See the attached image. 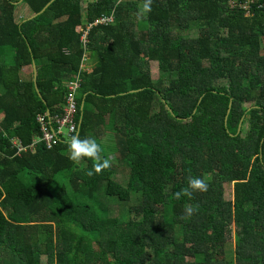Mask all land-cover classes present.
<instances>
[{
	"label": "trees",
	"instance_id": "1",
	"mask_svg": "<svg viewBox=\"0 0 264 264\" xmlns=\"http://www.w3.org/2000/svg\"><path fill=\"white\" fill-rule=\"evenodd\" d=\"M232 1L151 0L140 17L143 0H0V264H264V8ZM84 55L74 134L110 160L91 176L69 137L36 140ZM189 174L207 189L175 199ZM116 201L135 204L120 218Z\"/></svg>",
	"mask_w": 264,
	"mask_h": 264
},
{
	"label": "built area",
	"instance_id": "2",
	"mask_svg": "<svg viewBox=\"0 0 264 264\" xmlns=\"http://www.w3.org/2000/svg\"><path fill=\"white\" fill-rule=\"evenodd\" d=\"M232 6L240 7L244 9L246 12V16L253 14L251 9L253 7L264 8V3L262 0H240L232 1ZM114 17H103L96 24H108L112 23ZM93 24L90 25L89 29L92 27ZM86 38H87V31H85L82 35V42L86 47ZM87 57L84 55L82 60V65L79 68V71L74 76L72 80L67 83V93L65 95V105L64 110L60 114H55L54 116L48 112L49 119H47V115H40L39 120L42 123V130L43 136L37 141H45L48 147H53L55 143L61 140L62 137H70L74 133H77L79 128V123L77 122V94L78 90L80 89L83 74L90 70V66L86 64ZM14 144L19 149V154L28 151V147H25L19 139L14 140Z\"/></svg>",
	"mask_w": 264,
	"mask_h": 264
},
{
	"label": "clouds",
	"instance_id": "3",
	"mask_svg": "<svg viewBox=\"0 0 264 264\" xmlns=\"http://www.w3.org/2000/svg\"><path fill=\"white\" fill-rule=\"evenodd\" d=\"M142 11L148 13L151 11V0H143ZM67 147V159L73 163H78L82 158H89L95 162L92 165V169L87 171V175H93V172L100 173L104 168L110 166L109 159L100 160V145L97 143L94 137L81 138L79 135L73 134L67 140H65ZM207 184L200 177L192 175L186 176V187L173 193L175 199L179 200L182 195L190 196L192 191H205ZM195 209L191 206L184 209L186 216H191Z\"/></svg>",
	"mask_w": 264,
	"mask_h": 264
},
{
	"label": "rangeland",
	"instance_id": "4",
	"mask_svg": "<svg viewBox=\"0 0 264 264\" xmlns=\"http://www.w3.org/2000/svg\"><path fill=\"white\" fill-rule=\"evenodd\" d=\"M31 11L29 9V7L24 4L23 2H20L16 5V10H15V16H16V19L17 21H23L25 20L26 18H29L31 16ZM138 15L141 17V15H143V11H142V8H140L138 10ZM138 16V17H139ZM246 16V15H245ZM136 17V15H135ZM192 36H195L196 35V30L194 29L192 32H191ZM262 42H263V46H262V49H261V54L264 55V37L262 39ZM186 47L183 43V48ZM185 50V48H184ZM92 63H90L91 65ZM94 65V64H92ZM150 69H151V77L153 79H158V63L157 62H151L150 63ZM32 72H33V69L31 67H28L24 70V75L26 77H31L32 75ZM262 89H250V92H251V95H253V99H251L250 101H247L244 103V107H248V108H251L253 107L255 101L257 99H260L262 100V97L260 96V91ZM111 136H107L106 139L110 138ZM112 161H115V160H112ZM126 171L125 168H121L119 169V172H116V174L114 175V179L116 180V182H118L120 185L122 186H127V182H128V177L125 176L124 172ZM234 184L233 183H225L224 184V196H225V200L226 201H234ZM135 204V201H131L129 203L128 202H123V201H119V202H114V203H111V205L114 206L115 210L114 212L111 214V216H119L120 218L124 217L128 211V207H130V205H134ZM233 230H232V235L233 236H230V242H231V247L236 250L237 248V243H236V227L233 226ZM7 253H3L2 255H6ZM187 254L190 255L191 254V249L188 248L187 250ZM10 257V255L8 256V258ZM44 260L46 261L47 260V257L44 256ZM6 263H9V262H6ZM5 264V262L3 263Z\"/></svg>",
	"mask_w": 264,
	"mask_h": 264
},
{
	"label": "water",
	"instance_id": "5",
	"mask_svg": "<svg viewBox=\"0 0 264 264\" xmlns=\"http://www.w3.org/2000/svg\"><path fill=\"white\" fill-rule=\"evenodd\" d=\"M51 4V3H50ZM50 4L43 10V12H45L46 11V9L50 6ZM42 12V13H43ZM41 14V13H40ZM38 15H34V16H32L31 18H30V20L31 19H34V18H36ZM34 69H35V77H36V82H37V69H36V65H34ZM232 106V104L230 105V107ZM228 113H230V109H229V111H228ZM241 126H242V122H241V124H240V129H241Z\"/></svg>",
	"mask_w": 264,
	"mask_h": 264
}]
</instances>
